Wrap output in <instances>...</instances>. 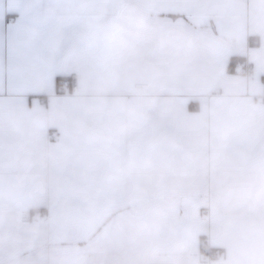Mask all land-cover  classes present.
I'll return each mask as SVG.
<instances>
[{"label":"crops","instance_id":"obj_1","mask_svg":"<svg viewBox=\"0 0 264 264\" xmlns=\"http://www.w3.org/2000/svg\"><path fill=\"white\" fill-rule=\"evenodd\" d=\"M203 242L264 264V0H0V264H207Z\"/></svg>","mask_w":264,"mask_h":264},{"label":"built area","instance_id":"obj_2","mask_svg":"<svg viewBox=\"0 0 264 264\" xmlns=\"http://www.w3.org/2000/svg\"><path fill=\"white\" fill-rule=\"evenodd\" d=\"M235 72L242 75L244 79L248 83H252L255 79V70L252 64L250 63L249 59L239 62L235 66ZM148 85H136V88L143 89L147 88ZM79 88V79L77 75L71 76L66 82L62 85L61 94L63 96H73L77 93ZM61 135L58 133H50L49 134V141L51 143H56L60 140ZM50 219L48 215L42 214L39 211H30V210H22L19 213V222L22 225H30L33 223H41L47 225ZM202 258L203 261L207 264L213 263L215 260L221 261L223 256L218 254L216 250H214L208 242L202 243Z\"/></svg>","mask_w":264,"mask_h":264},{"label":"trees","instance_id":"obj_3","mask_svg":"<svg viewBox=\"0 0 264 264\" xmlns=\"http://www.w3.org/2000/svg\"><path fill=\"white\" fill-rule=\"evenodd\" d=\"M238 63H239V59H238V58L234 59V61H233L232 64H231V69H230V70H232V72H235V66H236Z\"/></svg>","mask_w":264,"mask_h":264}]
</instances>
